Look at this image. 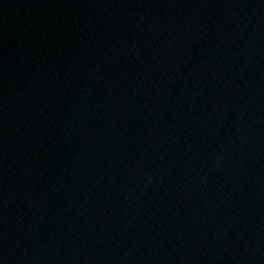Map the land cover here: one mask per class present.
<instances>
[{"label": "water", "instance_id": "1", "mask_svg": "<svg viewBox=\"0 0 264 264\" xmlns=\"http://www.w3.org/2000/svg\"><path fill=\"white\" fill-rule=\"evenodd\" d=\"M0 264H264V0H0Z\"/></svg>", "mask_w": 264, "mask_h": 264}]
</instances>
